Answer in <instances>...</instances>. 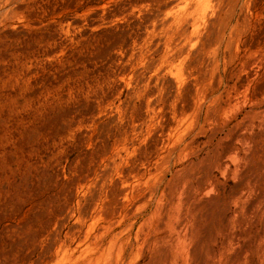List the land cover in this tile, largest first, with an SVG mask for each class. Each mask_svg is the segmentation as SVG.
Listing matches in <instances>:
<instances>
[{
	"label": "clouds",
	"instance_id": "1",
	"mask_svg": "<svg viewBox=\"0 0 264 264\" xmlns=\"http://www.w3.org/2000/svg\"><path fill=\"white\" fill-rule=\"evenodd\" d=\"M169 2L0 0V204L49 220L4 264H94L89 245L108 242L85 229L101 213L136 226L110 264H264V0H181L208 6L163 54L185 65L183 88L138 43ZM112 31L127 39L102 43Z\"/></svg>",
	"mask_w": 264,
	"mask_h": 264
},
{
	"label": "rangeland",
	"instance_id": "2",
	"mask_svg": "<svg viewBox=\"0 0 264 264\" xmlns=\"http://www.w3.org/2000/svg\"><path fill=\"white\" fill-rule=\"evenodd\" d=\"M171 1L173 2V5L176 4L173 0H170V2ZM97 2L98 0H84L83 7L87 8L94 6L97 4ZM79 3L80 0H67V3H63L60 5V9H58V11L63 10L64 8H69L74 10L76 9ZM51 7H55V2L51 5ZM51 7L49 9L50 11H51ZM114 11L116 13L118 12L117 14H119L120 9L117 8L114 9ZM100 36L103 37L102 43L106 44L107 42H111L113 47L119 45L120 43H122L124 40L127 39L126 32H120V33H116L115 31L105 32V33H101ZM146 39H147L146 43L149 49L158 48L157 45L159 42L158 40L159 36L157 34L152 33L149 36H146ZM159 49L162 56L163 48L161 47ZM110 51L111 49L105 47L99 58L106 59ZM259 91L264 92V85L260 86ZM185 118H186L185 125H190L192 121L188 117ZM80 189L87 190V185L81 183L77 185L70 192L69 195L75 197L74 199L71 200V204H77V205L79 204ZM37 197H38L37 203H39V192H37ZM96 198H98V195ZM58 211H60L62 214L63 210H58ZM25 212H26L25 207L16 204L14 200L4 204H0V264H4L5 258H8V260L10 261L11 258L14 255H16L17 252L20 253L21 259H23L24 253L27 252L28 248L32 247L35 243H37L39 239V233H32L31 235H25L28 228L30 226L35 228L40 225H44L46 227L47 224L49 223L46 212L44 211L33 209V211L29 213L26 218H24ZM65 214H67V212ZM84 219H88V217H84ZM21 220L22 223L18 224L17 222ZM127 223H128L127 220H125L124 222L119 223L118 226H113L110 217L103 213L99 215H94V217L91 220H89L87 227L85 229V238H87L88 235L90 234L91 237H93L97 241L108 242L107 245L104 248H102L99 252H97L95 248H91V246L89 245L91 254L95 255L96 257L94 264H110L113 255L112 248L113 245L118 240V238H120L123 235V233L128 232L129 230L136 231V226L133 225H129L128 228H126L125 225ZM76 227H79V225H76ZM33 255H35V253H33ZM66 255L67 253H65V256Z\"/></svg>",
	"mask_w": 264,
	"mask_h": 264
},
{
	"label": "bare ground",
	"instance_id": "3",
	"mask_svg": "<svg viewBox=\"0 0 264 264\" xmlns=\"http://www.w3.org/2000/svg\"><path fill=\"white\" fill-rule=\"evenodd\" d=\"M176 4L173 5V2L168 3L167 6L161 7V12L167 16V20L157 24L156 34L159 36V42L157 45V51L160 52L159 48H163V54L167 52V49L171 47L169 41L171 40V32L182 31L189 24L191 25V32L195 35L199 31L198 21L202 20L205 13L208 11V6L206 4H196L194 7L189 8L185 3H182L181 0H173ZM118 13V12H117ZM152 34L151 30H145L143 36L138 41L141 48L145 51L149 50L147 46L146 36ZM157 41V40H156ZM130 43V41H128ZM175 43V41H173ZM161 46V47H160ZM155 47V46H154ZM155 54V53H153ZM162 54L161 61L163 63H169L165 56ZM167 73L172 77L180 88L184 87L186 80L185 65L182 61H176L174 63H169L167 68ZM186 124V118L182 117L179 119V123L174 126V135L170 136L173 143L179 145L184 141L185 137L191 131L193 127V122L190 125Z\"/></svg>",
	"mask_w": 264,
	"mask_h": 264
}]
</instances>
